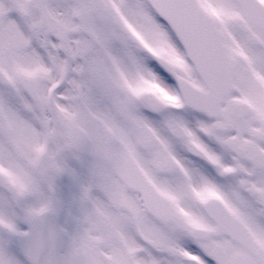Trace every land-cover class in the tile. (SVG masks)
Segmentation results:
<instances>
[{"label":"snow or ice","instance_id":"obj_1","mask_svg":"<svg viewBox=\"0 0 264 264\" xmlns=\"http://www.w3.org/2000/svg\"><path fill=\"white\" fill-rule=\"evenodd\" d=\"M0 264H264V0H0Z\"/></svg>","mask_w":264,"mask_h":264}]
</instances>
